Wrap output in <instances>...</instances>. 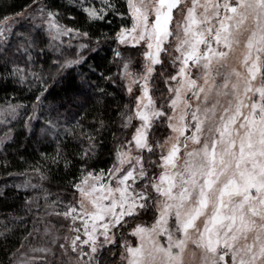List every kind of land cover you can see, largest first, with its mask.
Segmentation results:
<instances>
[{"label":"snow or ice","instance_id":"6c2138e0","mask_svg":"<svg viewBox=\"0 0 264 264\" xmlns=\"http://www.w3.org/2000/svg\"><path fill=\"white\" fill-rule=\"evenodd\" d=\"M69 2L78 15L69 13V22L62 24L63 13L53 11L44 0H32L29 15L34 27L46 31L53 41L64 36L92 41L91 29L111 25L120 17L115 42L133 51L125 58L113 49V62L121 66L114 76L102 73L101 79L135 97L134 109L129 105H125L127 111L118 109L121 128H128L134 118L139 124L132 125L130 140L117 143L112 166L99 173L88 161L96 155L93 130L102 132L105 122L99 119V128L94 122L87 130L81 125V178L70 182L73 201L53 202L47 212L72 222L69 231L74 236L65 238L59 248L64 253L71 249L76 264H100L105 252L116 245L126 251L121 259L127 264H183L182 254L190 243L201 252L200 264H264V0H191L190 4L188 0H126L127 16L119 0ZM177 13L182 19L173 30ZM5 30L10 31L0 27V40L5 39ZM112 38V33L101 32L94 44L79 47L95 51L102 40ZM33 45L34 39L24 36L16 49L29 64ZM233 57L235 63L230 64ZM0 59H5L2 78L10 76L23 84L32 75L46 85L36 73H26L16 64L9 70L7 65L13 61ZM79 62L69 60L61 67ZM126 79L131 83L123 84ZM157 81L167 91V99L160 103L153 100ZM133 85L138 86L139 95ZM96 87L105 92L99 84ZM45 91L35 95L33 113L47 99ZM74 100L66 101L67 108L64 103L52 104L51 110L59 115V108H65L74 119L78 115L71 111ZM6 104L0 115L15 117L20 105ZM33 118L25 121L26 127ZM156 125H166L168 131L162 140L153 141ZM58 126V119H49L42 131L47 134ZM61 158L66 168L72 165L61 157L58 146L52 163L59 167ZM2 166L8 167L6 159ZM156 168L161 169L159 174ZM40 178L45 179L42 172ZM24 183L28 185L29 180ZM26 203L30 208V202ZM152 204L156 213L151 228L141 224L132 228L131 234L141 242L132 247L118 239ZM39 223L47 224L35 221L34 231ZM158 238H166V246Z\"/></svg>","mask_w":264,"mask_h":264},{"label":"trees","instance_id":"16d2710c","mask_svg":"<svg viewBox=\"0 0 264 264\" xmlns=\"http://www.w3.org/2000/svg\"><path fill=\"white\" fill-rule=\"evenodd\" d=\"M44 2L52 7L53 11L59 10L64 14L60 21L62 24L69 22V13L73 16L78 15L69 0H44ZM31 3L32 0H0V22L5 16L16 17L17 13L30 9ZM119 3L123 5L121 10L127 16L126 0H119ZM65 9H68V12H65ZM114 19L115 22L111 25L106 24L101 28L91 29L92 41L81 37L69 44L61 45L51 42L48 36L41 29L34 27L30 21H20L12 27L6 39L0 43V57L13 61L7 65L9 70L13 64H16L26 73H36L41 80L47 82L46 85H42L40 80L32 75H28L23 84L10 76L2 78L5 59H0V109L7 107L6 101L20 105L15 117L0 115V264H9L10 260L21 264L18 260L20 254L34 244V240L36 241L39 236V228L44 224L36 225L38 232L34 231V222L46 221L47 212L54 206L53 202L73 201V189L70 187V182L81 178V164L78 160V153L82 151L79 142L81 125L87 130L94 122L99 128V119L105 122L102 132L93 130L96 136V155L88 161L97 173L100 169L112 166L117 143L130 139V129L121 128L117 113L118 109L127 111L125 105L132 107L131 99L125 88L117 87L110 81L101 79L102 73L106 76H114L119 71L120 63L113 62V49H118L124 55L123 49L115 42L114 35V30H119L121 26V18ZM79 22L78 20L72 23ZM127 23L128 27H131L130 18ZM101 32L112 33L113 38L102 40L95 51L78 48L82 43L94 44ZM24 36L34 39L30 64L26 56L16 54V49ZM132 51L128 49L126 53L130 54ZM81 56L83 59H80ZM128 56L124 55L125 58ZM78 59L79 63L61 67L66 61ZM136 67L139 70L140 67ZM97 84L104 88L105 92H100L96 87ZM45 88L47 99H44L40 108L33 113L35 95L44 91ZM161 89H163V95ZM153 91L157 103L162 102L165 96L167 97V91L159 81L153 83ZM70 97L75 98L71 111L78 113L74 119L65 111L68 107L66 101ZM60 103H64L65 108H59L58 115L56 111L51 110L50 106ZM33 115L35 118L26 127L25 121ZM49 119H58L59 126L45 134L42 129L47 126ZM66 132L68 135H65ZM162 134V131L158 129L153 133L152 140L155 141L158 138L162 140ZM84 145L87 146L86 139ZM58 146L61 149V157H67L72 162L70 167H65L63 158L59 160V167L52 163ZM158 158L156 157L157 160ZM5 159L7 168L2 166ZM41 172L45 176L43 180L40 178ZM26 179L29 180L28 185L24 183ZM18 185L20 187H17ZM32 185L36 187L33 188ZM46 198L48 203H45ZM26 202H30V208ZM38 206L39 214H37ZM56 206L63 207L59 204ZM152 207L153 204L148 210ZM118 249L119 246L114 247V250L118 251Z\"/></svg>","mask_w":264,"mask_h":264},{"label":"rangeland","instance_id":"374dc122","mask_svg":"<svg viewBox=\"0 0 264 264\" xmlns=\"http://www.w3.org/2000/svg\"><path fill=\"white\" fill-rule=\"evenodd\" d=\"M147 2L148 0H145V3ZM188 2L190 4L191 0H188ZM30 11L31 9H28L22 12V15H18L16 17L3 20L2 22H0V27H6L7 29L11 30L12 27L20 21H30V23L34 25L35 22L31 19V16L29 15ZM181 19H182L181 16L179 15V13H177L175 22L172 25L173 30H175L176 22L180 21ZM9 32H10L9 30H5L4 32L5 39L8 36ZM43 32L48 36L50 41L54 42L55 44H60V45L62 43L69 44L70 42L77 39V38H74L70 40L67 36H64L60 39L53 41L46 31H43ZM5 39L0 40V43H2ZM241 39L243 41L244 37H242ZM172 42L173 44L176 43V37H172ZM79 46L78 48L80 49ZM118 47L123 49L124 55L126 54L130 55L126 53V50L130 49L128 46L118 45ZM239 51L240 49L236 50L237 55L239 54ZM165 59L167 60L169 59V57L166 56ZM141 60H142V57H141ZM229 63L234 64L235 58L233 57L232 59H230ZM141 70L142 69L139 68L138 71H141ZM130 83L131 81L127 79L123 81V84H130ZM133 88H134L135 95H139L138 86L133 85ZM126 93L128 97L131 99L132 108L134 109L135 97L130 95L127 92V90H126ZM154 96L155 95H153V100L155 101ZM165 99H167L166 96L164 97V100ZM191 103H192V108L194 109L196 105V101L193 99ZM133 116H134V112H133ZM186 119L189 125H191L192 124L191 116L189 115ZM138 124H139V121L134 118L130 122L129 127L126 128L128 130L130 129L129 130L130 139H131V133L134 132L135 130L134 127H132V125H138ZM156 127L160 129L162 133H166L168 131L166 125H156ZM186 134L190 135L191 133L188 132ZM145 155H147L146 152H145ZM155 170L157 174H159V172L161 171V169L159 168H156ZM76 198L79 199V194H77ZM154 213H156L155 204H153V207L151 210L142 211L141 214L137 216L135 223L130 222V226L128 227L127 231H125L122 236L118 235V239L126 240L128 244H130L132 247H136L141 241L138 236L131 234L132 228L135 227V224H141L144 227L151 228L152 224L154 223V219H153ZM46 222H47L46 225L43 224L39 228L40 230V232L38 231L39 236L37 237L36 241L34 240V244L30 246V248H28L27 250H23L18 260H20L21 264H76V260L74 259V254L71 252V249H69L67 253H64V251L60 249L58 246L60 243L66 242L65 238H71L74 236V233L69 231V226L71 225L72 222L70 220H65L62 216L58 217L56 215H48ZM77 223L79 224V221H77ZM45 226H47V228L49 229L47 233L45 232ZM81 233H83V227H81ZM100 239L102 240L103 237H100ZM158 239L165 240V246H166V238H158ZM116 246H119V245H116ZM114 247H112L111 252L104 254V256L101 258L100 264H127L125 260L121 259V254L125 256L127 255L126 251L120 246H119L118 251L114 250ZM36 248H48L49 251L47 253L34 252L33 249H36ZM200 257H201L200 250L196 249L194 245L189 243L186 246L182 254L183 264H200ZM83 259H87V257H84Z\"/></svg>","mask_w":264,"mask_h":264}]
</instances>
